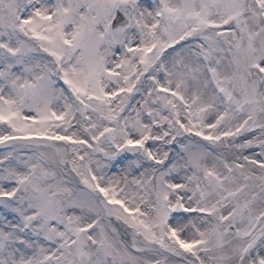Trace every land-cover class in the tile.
Instances as JSON below:
<instances>
[{
	"label": "snow or ice",
	"instance_id": "6c2138e0",
	"mask_svg": "<svg viewBox=\"0 0 264 264\" xmlns=\"http://www.w3.org/2000/svg\"><path fill=\"white\" fill-rule=\"evenodd\" d=\"M0 264H264V0H0Z\"/></svg>",
	"mask_w": 264,
	"mask_h": 264
}]
</instances>
